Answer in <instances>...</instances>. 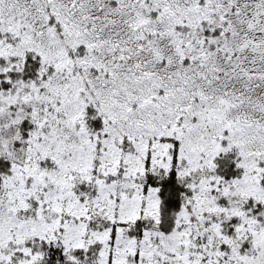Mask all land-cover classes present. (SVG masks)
Masks as SVG:
<instances>
[{
    "label": "snow or ice",
    "instance_id": "snow-or-ice-1",
    "mask_svg": "<svg viewBox=\"0 0 264 264\" xmlns=\"http://www.w3.org/2000/svg\"><path fill=\"white\" fill-rule=\"evenodd\" d=\"M0 264H264V0H0Z\"/></svg>",
    "mask_w": 264,
    "mask_h": 264
}]
</instances>
